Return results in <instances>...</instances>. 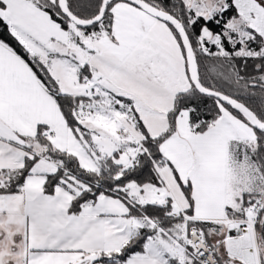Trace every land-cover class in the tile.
<instances>
[{
	"label": "snow or ice",
	"instance_id": "1",
	"mask_svg": "<svg viewBox=\"0 0 264 264\" xmlns=\"http://www.w3.org/2000/svg\"><path fill=\"white\" fill-rule=\"evenodd\" d=\"M0 264H264V0H0Z\"/></svg>",
	"mask_w": 264,
	"mask_h": 264
},
{
	"label": "trees",
	"instance_id": "2",
	"mask_svg": "<svg viewBox=\"0 0 264 264\" xmlns=\"http://www.w3.org/2000/svg\"><path fill=\"white\" fill-rule=\"evenodd\" d=\"M0 32H3V29H2V28H0ZM0 38H4V39H6L9 43H11L13 46H16V45H15V41H13V40L11 39V37L7 36L6 33H4L3 36L0 37Z\"/></svg>",
	"mask_w": 264,
	"mask_h": 264
}]
</instances>
